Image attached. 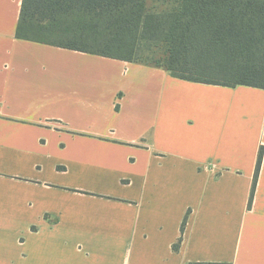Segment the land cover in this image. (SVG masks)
Wrapping results in <instances>:
<instances>
[{
	"label": "crops",
	"instance_id": "crops-1",
	"mask_svg": "<svg viewBox=\"0 0 264 264\" xmlns=\"http://www.w3.org/2000/svg\"><path fill=\"white\" fill-rule=\"evenodd\" d=\"M21 4L0 0V264H264V89L17 39Z\"/></svg>",
	"mask_w": 264,
	"mask_h": 264
},
{
	"label": "trees",
	"instance_id": "trees-1",
	"mask_svg": "<svg viewBox=\"0 0 264 264\" xmlns=\"http://www.w3.org/2000/svg\"><path fill=\"white\" fill-rule=\"evenodd\" d=\"M15 35L188 82L264 89V0H22Z\"/></svg>",
	"mask_w": 264,
	"mask_h": 264
},
{
	"label": "rangeland",
	"instance_id": "rangeland-1",
	"mask_svg": "<svg viewBox=\"0 0 264 264\" xmlns=\"http://www.w3.org/2000/svg\"><path fill=\"white\" fill-rule=\"evenodd\" d=\"M150 3H148V5H149ZM152 59H153V57L152 56H150ZM156 58H157V56H156ZM148 60H151V59H148Z\"/></svg>",
	"mask_w": 264,
	"mask_h": 264
}]
</instances>
